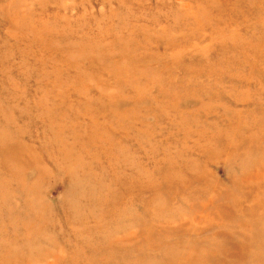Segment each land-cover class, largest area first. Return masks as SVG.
<instances>
[{
    "label": "rangeland",
    "instance_id": "obj_1",
    "mask_svg": "<svg viewBox=\"0 0 264 264\" xmlns=\"http://www.w3.org/2000/svg\"><path fill=\"white\" fill-rule=\"evenodd\" d=\"M0 264H264V0H0Z\"/></svg>",
    "mask_w": 264,
    "mask_h": 264
},
{
    "label": "bare ground",
    "instance_id": "obj_2",
    "mask_svg": "<svg viewBox=\"0 0 264 264\" xmlns=\"http://www.w3.org/2000/svg\"><path fill=\"white\" fill-rule=\"evenodd\" d=\"M262 258V257H261Z\"/></svg>",
    "mask_w": 264,
    "mask_h": 264
}]
</instances>
